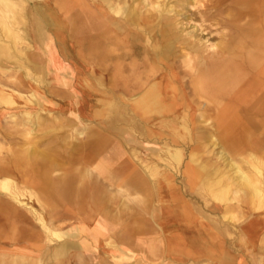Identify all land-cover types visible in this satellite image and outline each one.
<instances>
[{"label": "bare ground", "instance_id": "6f19581e", "mask_svg": "<svg viewBox=\"0 0 264 264\" xmlns=\"http://www.w3.org/2000/svg\"><path fill=\"white\" fill-rule=\"evenodd\" d=\"M164 2L0 0L2 70L9 68L8 60L19 63L20 56H24L32 66L25 69L37 82L48 87L62 84L57 76L47 80L46 64L18 46H52L55 38L64 42L70 33L84 54L93 59V72L105 75L110 70L111 80L108 95L101 90V78L98 87L82 81V86L109 97L107 101L98 100L101 106L92 115L107 123L106 129L97 131L87 124L79 128L71 120L62 123V117L49 110L52 104L39 87L29 98L0 89V122L5 110L24 107L19 122L10 115L14 125L0 137L16 146L8 151L6 164L0 160V195L20 202L24 191L15 184L14 176L36 191L29 194L40 206V212L28 208L38 223L29 225L28 217L17 206L0 198V237L11 244H31V250L19 247L1 254L0 264H111L110 259L148 264L139 257L134 260V250L119 247L113 238L131 245L133 237L143 232L138 216L147 214L149 193H155L161 204L170 205L173 198H165L166 189L157 178L156 165L140 161L138 166L124 159L120 144L115 145L109 133H125L126 143L136 144L135 132L146 134L149 124L168 130L173 143L179 138L186 140L198 124L215 127L223 147L218 158L226 162L225 169L211 171L193 154L196 170L187 169L189 183L200 182L197 193L204 200L209 197L223 204L243 202L253 217V212L257 216L264 212V153L256 154L264 148V0H207L204 15L220 33L219 40L209 45L210 34L183 37L173 16H169L180 12ZM176 45L183 51L179 64L174 57ZM183 67L181 73L175 71ZM195 112H199L197 118H193ZM35 127L41 132L36 140L31 139ZM219 138L212 134L211 144L218 143ZM165 145L170 165H179L182 150ZM225 149L239 156L240 164L232 160L234 157L228 158ZM156 150L153 154L158 157L160 149ZM54 172L60 173L53 176ZM194 208L201 215L195 224L192 211L182 207L172 211L171 206L164 209L167 216L173 213L168 218L172 219L169 231L180 241L179 247L168 248L171 254L184 251L190 256L193 251L213 256L209 240L218 237L215 229L229 235L228 224L221 228V222L232 221L236 214L223 209L218 221L205 214L203 208ZM216 209L212 206L209 210ZM155 213L160 215L159 211ZM179 219L185 224L178 225ZM63 222H70L71 228L63 230L58 225ZM262 228L259 220L249 222L245 227L246 243L254 241ZM98 236L104 238L101 243L106 254L99 259L94 254L95 246L101 245ZM149 253L156 257L161 250L152 247Z\"/></svg>", "mask_w": 264, "mask_h": 264}, {"label": "rangeland", "instance_id": "374dc122", "mask_svg": "<svg viewBox=\"0 0 264 264\" xmlns=\"http://www.w3.org/2000/svg\"><path fill=\"white\" fill-rule=\"evenodd\" d=\"M37 1L41 3V0H37ZM165 2L167 3L168 6L172 5L177 12H180L179 15L175 16L174 14H169V16H173L172 18L176 22V29L183 37L188 38V36L192 35L193 37L196 38L198 35H201L202 33L204 35L210 34V37L208 35V39L209 38L210 39L207 41V45H209L211 41L215 42L219 40L220 33L217 31L218 26H216L213 22L209 21L204 15V11L206 10L205 4L207 0H165ZM153 14L154 16L158 15L157 13H153ZM163 14L165 15V12ZM18 48L22 50L23 53H25L26 50L27 51L31 50L32 52L34 51V53L37 52L36 50H34V48L27 49L28 48L27 46H18ZM174 50H176L174 57L176 58V61H178V64H179L182 60L180 58V54L183 53V51L178 48V45L174 47ZM178 64H175V65L178 66ZM109 65L113 66L111 63H109ZM6 67H9V68L2 70V66H0V89L1 90H4L7 93H13L15 96L19 98L20 96H23L24 98H29L35 87H39L41 90L43 89L44 84H42L41 82H37L33 76L34 74L29 75V73H27L25 68L28 67L31 69L32 66L24 58V56H20L19 63L15 59L8 60ZM183 70H184V67L175 69V71L178 73H181ZM109 71L105 72L104 74H105V83L110 86L111 80H110V75L108 73ZM25 78L29 79L30 83L29 82L26 83L24 81L26 80ZM186 80H188V78ZM68 106L69 105H67V108ZM23 109L24 107H18L14 109H7L4 111V114L0 122V125L2 127L1 129L2 132L0 131L1 132L0 137H2V134L9 131L8 129L14 125V122L13 120H11L10 115L13 114L14 118L17 120V122H19L20 115L23 112ZM36 109L37 107L35 108V110ZM0 111H2L1 108H0ZM50 111L54 112V115L60 114L56 112L55 110L54 111L50 110ZM69 111L70 110L68 108V112ZM198 113L199 112H195L193 114V118H197ZM42 115H44V112H42ZM81 117H83L84 119L83 121H79L75 118H72L71 115H65L60 119H61V122L64 124L67 123L66 121H70L72 119L79 128L84 127L87 124L89 127H91L95 131L105 127L103 124L101 127L98 126L97 125L98 121H93V120L91 121L86 116H81ZM148 127H154L155 129L161 128V130H163L162 138H158L159 140H162V145H164V147H161V150H159V156L156 157L154 156L152 152L149 151L151 147L150 145H153L154 139L145 137L144 135L141 134V132H138L137 133L138 137L136 138V140H138L139 142L137 141L136 144H132L130 142L127 144L126 143V140L128 139L127 137L125 138L123 137V139L125 140H121L124 142L123 144H126L125 158L131 159L132 162L134 161V163L137 165L140 164V161H143V164H147L149 166L156 165V168L159 171V177H157L158 180H160V183L163 185L165 189L167 188L166 190L168 193L169 192L172 193L171 190L173 191L171 195L172 197L170 195H165L166 199L168 197L174 198L175 200L178 199L179 202L188 206V208L190 209L194 207H200V208H204L205 210H208L207 212H209V209H211L212 206H215V208H218L216 209V212H210V213L215 215L218 221L222 219V214L224 213L223 209L229 208L230 211L236 214V218L228 222L226 221V219H223L224 223L221 222V228L225 227L228 224L227 227L230 233L229 235H226V234L223 235L222 233L220 234L221 236L220 240L222 242L224 239L227 241L221 244L224 248V250L221 249L222 251L221 253H225L226 255L231 257L233 262H234V259H237V261L238 260L242 261V264H264V218L261 217L264 215V212H261V214H258V216L255 215V212H253L254 213V217H253V215L251 214L252 212H250L247 205L241 204L243 202L237 203L236 201H232L227 204H223V203H218L216 201H213L209 197L208 199L204 200L201 197V195L198 194L199 193L198 190L201 187L200 182L197 183L196 180H193L195 182L189 183L188 181L190 173L188 176V174L186 173V168H189V170L191 171H194V169L196 170V164L192 162L193 154L196 156V158L201 164L207 165V167H209V170L211 169V171H213V169L215 168H218L221 170L225 169L226 162L218 158L219 152L223 149L222 141L219 138L218 130L215 129V127H210L204 124H198L196 125L194 129H191L190 136L187 137L186 140H182L179 138L176 143H173L170 141L171 133L169 131H166L164 128L158 125H155V124L154 125L149 124ZM32 134H35V136L33 137L32 135L31 139L36 140L40 138L41 132L40 131L37 132V127H35V130L32 132ZM212 134L219 138L218 143L211 144L210 138ZM81 139L85 140V136ZM165 143H167L169 147H171L170 143L172 145H176V147L174 148L182 150V160L179 165H176L174 163L170 165V163L168 162V159H167L168 155L165 151V147H166ZM0 146L2 147V150L0 153V160L2 164L4 163L6 164V162L9 161V157H10L8 151L13 147L16 148V146L12 145L11 143L7 141L3 142L1 138H0ZM225 151L226 153H228L227 154L228 158L232 159L234 157V159L232 160L240 164L239 156H235L228 149H225ZM263 153H264V148H260L258 151H256V154L259 156ZM136 160H139V162L138 163L135 162ZM241 165L245 167V164L242 163ZM59 173L60 172H54L53 176H57ZM12 177H13L15 184L22 191H24V195L19 198L20 200L19 203L11 200L9 197H3L2 195H0V198H2L3 200H8L9 202L17 206L28 217L27 219L28 222L26 223H29V225L30 223H35L36 225H38L35 219V215L30 213V211H28V208H30L32 211L36 210L40 212V206L37 200L34 197H31L29 194L30 191L35 192V193L36 191L33 188L26 186V184L20 178H17L14 176ZM167 185L169 186V188L167 187ZM149 195H150L149 196V202H150L149 209H153L155 205L159 204V201L156 198V194L149 193ZM150 198H151V201H150ZM193 213L195 215L197 214L196 212H193ZM226 215L228 217V214ZM242 215H245L246 217L243 218ZM196 216L198 217V215ZM254 220H259L263 224V228L258 232V235L256 236V239H254V241L251 240L250 243H246V241L248 240H247V235L245 233V227L249 222L254 221ZM206 224H208V226H210L214 230V227L211 226V224L208 221H206ZM58 225L63 227L62 228L63 230H68L72 226L70 222H63L62 225L61 224H58ZM2 227L3 226H1L0 228ZM162 229H161L162 232L165 234L164 232L165 227H163ZM240 235L243 236L242 238L244 239V243H242L240 239ZM164 237L166 240L171 239L167 235ZM103 239L104 238L99 239L100 243ZM89 240H91V238H89ZM115 243H117V245L121 247L120 243L116 242V240H115ZM54 244L55 242H51V245H54ZM19 247L20 248L25 247L26 250H31V244L30 243L28 244V242L27 243L21 242L19 244H11L9 240L6 239L5 237H0V255L11 253L12 250H15L16 248H19ZM125 247L126 245L122 244L121 248L126 249L127 247L126 248ZM95 248L96 249L94 250V254L98 256V259L99 257L103 258L104 256H106L105 246L103 245V243H101V245L98 244V247L95 246ZM138 257H139V253L137 256L133 257V259L135 260ZM208 257H211V259L209 260V264H212L215 257L211 255ZM256 259H260L261 261L256 263L255 261ZM130 262H131L130 259H124L120 261H114L113 259H110L111 264H130ZM205 263H208V262L205 261Z\"/></svg>", "mask_w": 264, "mask_h": 264}, {"label": "crops", "instance_id": "0c3cea01", "mask_svg": "<svg viewBox=\"0 0 264 264\" xmlns=\"http://www.w3.org/2000/svg\"><path fill=\"white\" fill-rule=\"evenodd\" d=\"M31 45L32 46H27L28 47L27 49L34 48V50H36L37 52L34 53V51L32 52L31 50L30 51L26 50L25 53L30 52L33 55L32 57H35V59H39L43 61V63L46 64V67H47V78L46 79L50 81V79L53 80V77L55 78L57 76L59 77L62 83V84L54 83V84L49 85V87L44 85L43 89L42 90L40 89L44 97L52 104V106L49 107L50 108L49 110L57 109L58 113H60L59 114L60 116L63 117L65 115H71L72 118H75L79 121L84 120L83 117L81 116H86L91 121L92 120L98 121L97 125L100 127L103 124L105 127L101 128L102 130L106 129V124H107L106 120H104V118L102 117L95 118L92 115L95 109L101 106L98 100L100 99L103 101H107L109 100V97L105 95H101L100 93H95V91L93 92L90 88L82 86V81L85 79L89 84L91 83V85H95V87H98L99 84L97 83V81L100 80L99 78H101L102 79L101 82L103 84V87L101 90L105 91L107 95L109 93L108 91H106V89L108 88L109 85L105 83V75H101L99 73L93 72V69H92V65H94L93 59L90 56H88L87 53L84 54L85 52L82 51V47L77 45L76 38L73 36L71 37L70 33H67V38L64 42L55 38L53 40L52 46H33L32 43ZM24 81L28 83L29 79H26ZM67 105L71 106V107H68L70 110L69 112H68ZM71 121L73 120L71 119ZM162 131L163 130H161V128L155 129L154 127H148L145 129L144 133L146 134H144V136L154 139L153 145H150L151 146L149 149L150 152L153 153L154 150L156 149L161 150V147H164V145H162V140L158 139V138H162ZM137 133L138 131L135 132V138L138 137ZM110 134L113 136L114 144L115 145L120 144L121 146L120 148L124 153V159H125L126 144H123V141L121 140H125L123 139V137L128 138V135L125 133H123V136H119L118 134L114 135L112 133ZM170 146L172 148L176 147V145H172L171 143H170ZM128 159L129 158H127V160ZM187 169L189 168H186V173H187ZM167 187L169 188L168 185ZM163 192L165 195H170V196L173 193L172 190H171L172 193L169 192L170 194L167 192V190L166 191L164 190ZM166 206L168 207L171 206L172 211L174 210V207L175 208L179 207V210H180V207H182L184 208V210L187 209L188 212L189 211L196 212L197 213L196 215H198V217L193 213L194 219L192 218L194 224L198 220V218L201 217V215L197 212L195 208L190 209L188 208V206L182 203H179V204H176V202L174 203V198H173V203H171L170 205H166L164 203L161 204L159 202V204L155 205L153 209L148 208L147 214H145L144 216H141V215L138 216L139 219H142V222H143L142 224H143L144 229L140 235L133 237L131 241V245L127 243H123L116 236L113 238L114 243L116 240V242L120 243L121 247H122V244H125L127 247V248L125 247L126 248L125 250H132V251L134 250V252L136 253L135 256H137L139 253V257L141 258V260H143L144 263H148V264H150L151 262L161 263V264H168L169 262H172L173 264H209V260L211 259V257H208V256L210 255L212 256L211 253L200 255L192 251L193 253L191 252L190 256H187V253H185L184 251L181 254H174V253L171 254L170 253V248L168 247L170 245L171 247L172 246L179 247L180 241L178 242V235L171 233V230L169 231V229L172 227L171 226L172 224L170 222L172 219L170 220L168 218H172L173 213H171L170 216H167L166 212L164 211ZM155 210L159 211L160 215L157 216L155 213ZM202 210L204 211L205 214H208L211 217H215V215L210 213L211 212L210 210L209 212H207L208 210H205L204 208ZM161 211L164 213V216L161 213ZM177 224L179 225V224H185V223L181 219H179L177 221ZM163 227H165L164 229L165 234L162 232ZM216 231L217 230L215 229V232ZM216 234L218 237H216L215 240L213 241L209 240L210 250L212 253H214L213 256L215 257L212 264H242V261L240 260L237 261V259H234V262H233L231 257L226 255L225 253H221L222 252L221 249L224 250L221 244L227 241L225 239L223 240V242L220 240L221 238L220 232L217 231ZM222 234L224 235V233ZM166 235L170 237L171 239L166 240L164 237ZM98 238L101 239L103 237L98 236ZM102 241H104V239ZM181 245H185V243H181ZM157 246L159 248V251L161 250V253L158 256L153 257L150 255L149 250H151L152 247H156L157 249ZM225 255L228 257H226ZM205 260L208 263H205Z\"/></svg>", "mask_w": 264, "mask_h": 264}]
</instances>
